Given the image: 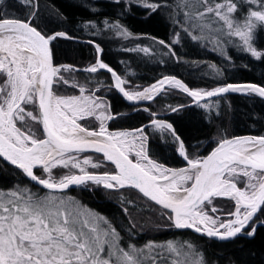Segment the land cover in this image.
Returning <instances> with one entry per match:
<instances>
[{
    "label": "snow or ice",
    "instance_id": "snow-or-ice-1",
    "mask_svg": "<svg viewBox=\"0 0 264 264\" xmlns=\"http://www.w3.org/2000/svg\"><path fill=\"white\" fill-rule=\"evenodd\" d=\"M16 3L26 7V18L10 14L7 10L12 5L0 0V158L20 170L29 184L0 189V264H205L190 241L148 240L138 245L131 236L123 240L108 219L66 193L70 186L87 187L89 183L106 190L137 189L169 210L161 212L169 223L159 228L192 229L220 240L234 238L246 228L244 234H255V224L264 223L258 215L264 214V136L224 137L205 157H190L172 125L153 119L157 130L171 133L186 161L185 167L168 168L148 156L144 127L133 132L109 131L106 121L114 116L106 99L96 95L99 86L89 89L65 73L106 70L113 78L109 87L128 101L152 100L167 86L186 93L207 110L213 105L199 103L206 98L230 92L264 97V86L228 83L196 90L176 77L165 76L142 91H128L126 80L99 59L103 50L94 41H88L97 53L94 64L84 69L54 65L51 42L74 37L65 32L45 34L34 26L37 0ZM127 3L153 12L163 6L157 0ZM175 7L183 11L186 25L200 29V35H193L189 27L183 28L192 40L209 39L214 50L229 60L225 47L229 43L258 60L264 58V51L255 46L257 29L264 28V0H179ZM103 23L121 38H133L119 23L110 24L107 19ZM158 43L175 56L171 44ZM173 43H179L178 36ZM126 50L151 54L148 47ZM212 68L216 70L215 65ZM60 86H70L78 94L58 95L54 87ZM89 118L98 122V128L80 123ZM33 122L41 126L39 137ZM86 152L102 154L114 171L89 172V167L97 169L101 164L90 156L81 158ZM132 153L135 161L130 159ZM57 168L67 171L57 176L53 171ZM217 198L234 202L233 211L226 213L230 219L209 214L218 212Z\"/></svg>",
    "mask_w": 264,
    "mask_h": 264
},
{
    "label": "trees",
    "instance_id": "trees-1",
    "mask_svg": "<svg viewBox=\"0 0 264 264\" xmlns=\"http://www.w3.org/2000/svg\"><path fill=\"white\" fill-rule=\"evenodd\" d=\"M8 2L12 5L7 10L10 14L21 19L28 16L25 6L16 3V0ZM37 2L38 11L36 17L32 18L34 26L45 34L65 32L74 39L94 41L103 50L102 61L122 78L138 85V88L152 85L165 75L178 77L191 89L196 87L211 89L228 83H253L264 86V58L258 60L249 53L240 51L234 43L225 45L230 60L225 56H222L223 59L216 57L218 55L213 53L214 50L202 47L200 41H193L184 32L183 28L190 25L184 23L183 11L175 7L179 0H157L163 6L155 12L141 7L142 5L135 6L136 3L128 4L127 0L119 3L109 0H37ZM106 19L110 24L120 23L133 38H121L116 31L105 27L103 22ZM85 24L89 27L85 28ZM93 24L95 28L91 27ZM177 34L180 45L173 43ZM160 40L172 45L175 56L158 43ZM255 46L258 50L264 51V28L257 29ZM137 47H148L151 54L145 56L142 52L126 50ZM53 55L55 65H73L78 69L94 64L97 59V53L91 45L62 38L56 39ZM212 65H215L216 70ZM213 70L218 80L213 78ZM127 71L134 74L127 75ZM79 72L81 71L74 72L77 78L94 80L95 85L99 86L100 90L96 93L106 99L114 116L109 122L111 130H134L149 124L152 121V113L157 110L169 112L165 119L183 141L190 157H205L217 146L218 140L224 137L264 136V100L255 95L218 98L214 101L221 102L223 106L221 105V109L214 113L196 106L189 107V98L175 91L168 97L165 95L149 104L148 111H144L129 106L115 88L109 87L112 85L109 74L99 72L90 75L91 73ZM170 107H177L179 110L173 112ZM36 130L41 136L39 124H36ZM146 134L147 149L153 159L168 168L177 169L185 166L183 158L178 154V144L172 136L163 138L152 133L150 128L146 130ZM84 155H90L101 163L100 169L92 170L94 173L114 171L101 156ZM36 171L37 174H41L39 169ZM53 171L57 176L60 172H65L58 169ZM17 183L27 185L29 181L19 170L0 159V189H9ZM31 186L35 189L34 185ZM66 193L94 213L108 219L125 241L129 236L138 245H143L148 240L190 241L197 252L203 255L205 264H264V226L258 227L252 237L242 236L228 242H217L188 231L180 232L176 229L157 227L169 223L161 216V212L166 211L131 189L106 190L102 186L90 183L87 187H79ZM130 203L133 205H129ZM258 215L260 220H264V214ZM133 225L135 227H132Z\"/></svg>",
    "mask_w": 264,
    "mask_h": 264
},
{
    "label": "rangeland",
    "instance_id": "rangeland-1",
    "mask_svg": "<svg viewBox=\"0 0 264 264\" xmlns=\"http://www.w3.org/2000/svg\"><path fill=\"white\" fill-rule=\"evenodd\" d=\"M109 1H114V0H109ZM120 1H122V2H124L125 0H120ZM135 6H140V4H136ZM141 7H143V6H141ZM120 24V23H119ZM189 30L190 31H192V33H194V34H199L200 35V29H194V30H191V28L189 27ZM196 30V32H194ZM179 31V30H178ZM207 36H209V37H213L214 35H213V33H205ZM177 36H178V34L176 35V37H174V39H176L177 38ZM226 37H221V39L223 40V39H225ZM178 39H179V37H178ZM227 39V38H226ZM234 40H236L237 38H233ZM193 41H197V40H193ZM200 42H201V44L203 45L202 47H208V48H210L211 50H214V48H213V44L211 43V42H209V39H203V40H199ZM179 42H180V40H179ZM180 45V43H177L176 45ZM233 44V43H232ZM234 45H235V43H234ZM233 45V46H234ZM231 47H232V45H231ZM214 54H216V55H218V56H216V57H218L219 59H223L222 58V56H224V55H222L221 54V52H220V50L219 49H216V50H214V52H213ZM146 56V55H145ZM221 56V57H220ZM97 60V59H96ZM70 66H73V65H70ZM77 68V67H76ZM86 68V67H85ZM231 68V67H230ZM78 69V68H77ZM82 69H84V68H82ZM78 72V71H77ZM79 73H82V72H79ZM83 73H87V72H83ZM99 73V72H98ZM89 74V73H88ZM97 74V73H96ZM127 75L129 74V75H133L134 74V72H132V71H127V73H126ZM90 75H95V73L93 74V73H91ZM215 75V71L213 70V78L216 80H218L219 78L217 77V76H214ZM65 76L66 77H68V78H73L74 77V79L79 83V84H82V85H86L87 86V88H89V89H92V88H94V87H96L97 85H95V81L94 80H85V79H83V78H77L76 76H75V74L74 73H65ZM165 76H171V75H165ZM165 76H163V77H165ZM110 77H111V75H110ZM174 77H176V76H174ZM162 77H160V78H158L155 82H157L159 79H161ZM176 78H178V77H176ZM123 79H125L126 80V83H125V85H124V87H125V89L126 90H128V91H133V90H135V91H142L144 88H147V87H149V86H151V85H149V86H147V87H144V88H138V85H134V84H132L131 82H129L126 78H124L123 77ZM111 80H112V78H111ZM203 80H206V79H203ZM209 81V80H208ZM154 82V83H155ZM153 83V84H154ZM213 83H215V82H213ZM112 84H113V81H112ZM217 86H219V85H217ZM217 86H215V87H217ZM221 86V85H220ZM114 88V87H113ZM214 88V87H213ZM56 89V92H57V94L58 95H69V94H78V91L76 90V89H73L72 87H70V86H60L59 88H56V87H54V90ZM66 89H67V91H66ZM193 89H196V90H199V89H205V90H210L209 88H204V87H196V88H193ZM212 89V88H211ZM116 91L118 92V90L116 89ZM179 92V91H177V90H173V89H167V90H165L161 95H159L154 101H152V102H150L149 104H151V103H154V102H156V100L157 99H159L160 97H163V96H165V97H168V95H170V93L171 92ZM181 93V92H180ZM96 95L97 96H99L97 93H96ZM186 97H188V96H186ZM189 98V97H188ZM189 101H190V103L188 104V106H190V105H193V101L189 98ZM205 103V102H204ZM208 103H210V104H212L213 105V107H212V109L211 110H207V109H205V108H202V107H200V108H202L203 110H205V111H211V112H217L218 110H220L221 109V105H222V103L221 102H218V101H208ZM149 104H146V105H140V106H136L138 109H141V110H144V111H148V105ZM196 107H199V106H197V105H195ZM223 106V105H222ZM192 107H194V106H192ZM170 108H172V107H170ZM174 108V107H173ZM175 108H177V107H175ZM156 115L155 116H153L152 115V120L153 119H156V120H160V121H163V122H166V123H169L166 119H165V116L167 115V114H169V112L167 113V112H162L160 109L159 110H157V112H154ZM171 113H172V111H171ZM111 120V119H110ZM110 120H107L106 121V127H107V129L108 130H110V131H120L121 129H119V130H111V129H109V122H110ZM80 123H82V124H84V125H86V126H88V127H90V128H98V122L97 121H95L94 119H92V118H89V119H86V120H84V121H80ZM151 123V122H150ZM33 128H34V130L36 131V133H37V130H36V123L35 122H33ZM38 127V126H37ZM142 127H145V126H142ZM39 128H40V126H39ZM141 128V127H140ZM148 128H150V131L152 132V133H155V134H158L159 136H161V137H163V138H165V137H170V136H172L171 135V133L170 132H168V131H160V130H157L156 128H155V126L154 125H151V126H147V127H145L144 128V132L146 133V130L148 129ZM138 129V128H137ZM135 130V129H134ZM122 131H127V130H122ZM37 136L39 137V135L37 134ZM145 147H146V150H147V154H148V156L152 159V160H154V161H156L155 159H153L151 156H150V154H149V152H148V149H147V142H146V145H145ZM177 148H178V154H179V156H181L180 155V152H179V145L177 146ZM90 155H84V154H81V158H84V157H89ZM131 156L135 159L136 157H135V155H134V153H132L131 154ZM90 157H92V156H90ZM92 159H93V161L94 162H98V163H100L99 161H97V159H95V158H93L92 157ZM157 162V161H156ZM101 164V163H100ZM166 167V166H165ZM101 167H99V168H97V169H100ZM58 170H63V171H67V170H65V169H62V168H57ZM175 169V168H174ZM54 170H56V169H54ZM92 170H95V169H92V168H88V171L89 172H93ZM94 173V172H93ZM60 174H62L61 172L58 174V175H60ZM122 190H127V189H121V190H113V191H122ZM121 196H123V195H121ZM129 205H133L132 203H130ZM214 205L218 208V212L217 213H211L210 212V215H213V216H215V217H219V219H221V220H227V219H230V217H228L227 215H226V213H228V212H230V211H233V209H234V202L233 201H231V200H228L227 198H217V199H215L214 200ZM209 207H211V206H209ZM259 222V221H258ZM257 222V223H258ZM252 225H250V227H251ZM248 231V228L245 230V232L244 233H246Z\"/></svg>",
    "mask_w": 264,
    "mask_h": 264
},
{
    "label": "water",
    "instance_id": "water-1",
    "mask_svg": "<svg viewBox=\"0 0 264 264\" xmlns=\"http://www.w3.org/2000/svg\"><path fill=\"white\" fill-rule=\"evenodd\" d=\"M63 39V38H62ZM67 40H72V41H77V42H79V43H83V44H89V45H92L93 47H94V45L93 44H90V43H88V41L87 40H78V39H67ZM56 41V40H55ZM55 41H52L51 42V44H50V47H51V49H52V56H53V63H54V55H53V45H54V43H55ZM96 44V43H95ZM102 53H103V51L99 54V59L100 60H102V58H101V56H102ZM54 65H55V63H54ZM115 71V70H114ZM81 72H84V71H81ZM98 72H105V73H107V74H109V75H111L110 73H108L106 70H98ZM116 72V71H115ZM117 73V72H116ZM118 74V73H117ZM119 75V74H118ZM111 78H112V76H111ZM177 79H179V78H177ZM112 80H113V78H112ZM179 80H181V79H179ZM182 81V80H181ZM183 82V81H182ZM184 83V82H183ZM185 84V83H184ZM239 84H243V83H239ZM253 84V83H252ZM186 85V84H185ZM189 87V86H188ZM190 88V87H189ZM168 89V87H165V90H167ZM191 89V88H190ZM164 90V91H165ZM164 91H162V92H160L159 94H156L155 96H154V98L152 99V100H146V101H143V100H141V101H128L125 97H123V95H122V93H120L119 91H118V93H119V95L123 98V100L129 105V106H132V107H136V106H140V105H146V104H149L150 102H152V101H154L159 95H161ZM180 91V90H179ZM181 92V91H180ZM181 93H183L184 95H186V96H188L186 93H184V92H181ZM232 95H242V96H249V95H245V94H239V93H225V94H222L221 96H219V97H213V98H206L204 101H200L199 103H204V102H208V101H213V100H216V99H218V98H222V97H226V96H232ZM256 96V95H255ZM189 97V96H188ZM257 97H259V96H257ZM192 101H193V98H191V97H189ZM259 98H261V99H263L264 100V97H259ZM195 105H197L195 102H193V105H190V106H195ZM152 124L151 123H149V124H147V125H145V127H147V126H151ZM40 126V125H39ZM144 127V128H145ZM173 127V126H172ZM174 129V128H173ZM40 130H41V126H40ZM130 132H133L134 130H129ZM41 133H42V130H41ZM247 136H255V135H243V136H235V137H247ZM256 137H259V136H256ZM233 138V137H232ZM214 150V149H213ZM83 154H94V155H97V156H101L102 158H103V156H102V154H97V153H93V152H86V153H83ZM210 154V153H209ZM182 157V156H181ZM183 158V157H182ZM3 162H5L6 164H8V165H10V166H12V167H14V168H16L15 166H13V165H11L9 162H7L6 160H4L3 158H0ZM131 159V158H130ZM103 160L107 163V164H109V165H111L113 168H114V165H112L111 164V162H108V161H106L104 158H103ZM183 160H184V158H183ZM184 162H185V166H186V161L184 160ZM184 166V167H185ZM182 168V167H181ZM17 169V168H16ZM18 170V169H17ZM20 171V170H19ZM99 174V173H98ZM90 184V183H89ZM32 185H34V184H32ZM35 186V185H34ZM36 187V186H35ZM79 187H82V186H70L67 190H66V192H69V191H71V190H74V189H77V188H79ZM123 189H131V190H134V191H136L137 193H139L138 192V190L137 189H134V188H131V187H125V188H123ZM118 190H121V189H118ZM140 194V193H139ZM141 196H142V194H140ZM143 197V196H142ZM146 200H148L149 202H151L153 205H155V206H157V207H159V208H161V206H159V205H156L154 202H152L150 199H148V198H146V197H144ZM162 209V208H161ZM162 210H164V209H162ZM164 211H166V212H168L169 210H164ZM260 226H264V223H260V222H258V223H256L255 224V232H256V230H257V228L258 227H260ZM247 229V228H246ZM245 229V230H246ZM177 231H180V232H185V231H188V232H191V233H193V234H195V235H197V236H200V237H203V238H206V239H210V240H212V241H217V242H228V241H231V240H233V239H235V238H237V237H242V236H245V237H252V236H249V235H246V234H244V232H242V233H240V234H238L236 237H234V238H230V239H228V240H220L219 238H217V237H208L207 235H205V234H202V233H196V232H194V230H192V229H176ZM244 230V231H245Z\"/></svg>",
    "mask_w": 264,
    "mask_h": 264
},
{
    "label": "bare ground",
    "instance_id": "bare-ground-1",
    "mask_svg": "<svg viewBox=\"0 0 264 264\" xmlns=\"http://www.w3.org/2000/svg\"><path fill=\"white\" fill-rule=\"evenodd\" d=\"M78 40H79V39H78ZM87 41H90V40H87ZM88 45H89V44H88ZM91 46H92V45H91ZM92 47H93V46H92ZM112 81H113V80H112ZM165 87H167V86H165ZM168 89H173V88H168ZM173 90H177V91H179L178 89H173ZM179 92H180V91H179ZM143 101H146V100H143ZM189 107H192V106H189ZM215 147H216V146H215ZM215 147H214V148H215ZM214 148H213V149H214ZM213 149H212V150H213ZM212 150H211V151H212ZM211 151H210V152H211ZM210 152H209V153H210ZM209 153H208V154H209ZM208 154H207V155H208Z\"/></svg>",
    "mask_w": 264,
    "mask_h": 264
},
{
    "label": "built area",
    "instance_id": "built-area-1",
    "mask_svg": "<svg viewBox=\"0 0 264 264\" xmlns=\"http://www.w3.org/2000/svg\"><path fill=\"white\" fill-rule=\"evenodd\" d=\"M117 132V131H116ZM125 132H130V131H125ZM131 156V155H130ZM132 157V156H131ZM135 160H136V158H135ZM210 214V213H209Z\"/></svg>",
    "mask_w": 264,
    "mask_h": 264
}]
</instances>
